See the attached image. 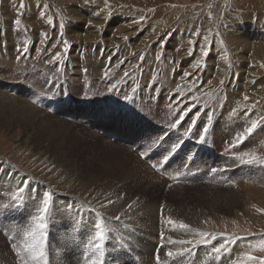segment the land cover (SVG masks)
Returning a JSON list of instances; mask_svg holds the SVG:
<instances>
[{"label":"rangeland","instance_id":"374dc122","mask_svg":"<svg viewBox=\"0 0 264 264\" xmlns=\"http://www.w3.org/2000/svg\"><path fill=\"white\" fill-rule=\"evenodd\" d=\"M20 2L21 0H0V49H8L13 55L17 52L15 60L31 63L33 88L39 97L26 89L29 81L25 79L21 80L22 86L8 93L35 98L42 113L38 128L44 129L45 122H49L47 119H51L54 124L50 126L55 129H50L54 133H50L47 140L40 136L38 141H34L29 140L30 132L20 128L18 132L16 126L13 128L15 122H11L12 120L9 123L0 122V125L5 126H0V176L8 180L6 186L0 182V264L5 257L9 262L7 264H13L22 256L27 259L26 238L22 229L32 224L29 217L33 215L30 212L32 206L24 202L19 208L10 207V191L27 179L30 184L26 193H23L24 197L27 194H31V197L35 195L33 198H37L40 203L47 191L52 194L53 205L60 204L66 213L74 214L78 210L76 204L84 207L82 200L74 201V197L70 196L84 190L79 181H89L93 175L95 179L101 174L103 176L109 165L116 164L115 159L120 160L123 155L120 156V149L137 156L145 164L146 171H150L157 179L160 177L158 184L167 190V194H162L168 201L181 204V208L185 206L188 211L194 209L203 213L201 224L208 227L211 236L221 234L232 238L252 239L250 247L241 249L244 251L243 257L244 253L250 252L257 258H264V251L254 247L264 237V188L251 180L239 181L243 179L237 174L242 166L238 157L243 156L246 150L240 149L231 156L228 151L219 148L215 150L211 145L213 141L219 144L222 139L243 133V130L236 131L234 125L228 123L231 117L240 116L246 126H250L252 120L259 121L264 117V95L262 99L252 94L248 96L251 90H256L254 86L258 82H264V61L259 68L261 75L253 76L254 80L253 77L248 78L253 87L249 92H244L238 89L237 84L241 73L245 74L242 66L244 61L239 58L243 52L240 51L247 45L241 41L239 50L232 51L230 47L233 41L240 39L251 40L260 45L252 46L251 51L244 55L246 57L264 48V11L258 12L260 9L264 10V0H107V3L105 0H23L24 8L19 7ZM16 19L21 21L19 26L14 24ZM61 23L64 25L63 29L60 27ZM8 31L14 35L11 36ZM65 41L68 42L67 49ZM205 51L207 56L204 55ZM251 59L252 63L254 58ZM248 66L251 69V66L258 67L259 63L253 61ZM184 73L189 75L185 76ZM4 80L0 84L5 92L13 81L8 77ZM261 85L264 89V83ZM79 88L83 90L80 92ZM125 95L131 99L126 101ZM166 98L170 101L167 103L169 106L164 101ZM44 101L50 103V108H41ZM184 111L189 113L185 115L184 122L176 129L170 128L169 125L184 114ZM208 115L212 116L209 134L205 142L200 143V130L208 122ZM193 119L196 120L195 127L192 134L186 137L183 133ZM258 127L264 128V124ZM16 132L18 141L11 138ZM83 132L85 136L82 135ZM258 132L257 129L254 130L249 138L259 139ZM62 133L69 138L78 136L79 140L78 144L69 148L71 143L67 142L68 138L64 139L63 145L68 144L63 149L65 153L60 149L55 150V143L60 142L57 137H61ZM27 136L30 138L27 139ZM159 138H163L161 142L149 147L153 140ZM245 140L247 141L246 138ZM178 142L182 144L181 147L171 153V146ZM261 143L262 141L259 144L254 142L249 153L258 155ZM233 144V139L232 142L227 140L224 147L232 150ZM191 146L199 151L216 152L218 160L212 169L223 171L213 172L216 175L213 180L191 179L181 181L177 186H169L170 180H165L166 171L170 172L171 167L190 165L196 156V150ZM141 152L144 153L143 157ZM204 155L208 160L215 161L213 155ZM228 157L233 160L230 161L232 164ZM72 162L76 167H73ZM56 163H67L66 171L54 170L58 165ZM248 165L252 170L253 164ZM252 171L258 177V172L254 169ZM224 172L228 174L225 175ZM66 173H74L79 177L64 183L60 174ZM65 176L69 177L68 174ZM228 181H234V185ZM189 184L197 186L188 187ZM159 189L155 185L153 189H148L146 195L150 197L153 190ZM65 195L69 204L63 199ZM119 202L117 204L120 208L131 214L132 221L144 216L141 221L146 223L151 232L157 228L158 232L163 233L165 229L162 228L170 226L174 231L182 229L181 221L175 220L172 212L159 209L157 213L156 210L139 206L127 211L126 202ZM68 205L73 206L71 211L67 210ZM256 216L263 219L258 221ZM169 218L175 224H169ZM161 236L163 240L170 238L164 234ZM49 237V240L46 237V242L49 241L55 254L59 256V235L53 232ZM207 237L194 236L192 245L181 244L176 248L183 249L181 252L190 248L198 254H203V250L208 253V249L214 250L216 247L213 241L202 246L195 243ZM151 238L153 237L150 236L149 240ZM163 240L159 241V247L168 246ZM133 242L140 245L137 239ZM62 249L67 251L66 246H62ZM241 259L243 258L236 261ZM21 263H24L23 260ZM28 264L33 262L29 260ZM106 264L121 263L107 259Z\"/></svg>","mask_w":264,"mask_h":264},{"label":"bare ground","instance_id":"6f19581e","mask_svg":"<svg viewBox=\"0 0 264 264\" xmlns=\"http://www.w3.org/2000/svg\"><path fill=\"white\" fill-rule=\"evenodd\" d=\"M252 2H254V1H252ZM262 11H264V10L260 9V11H258V12H262ZM249 15H251V14H249ZM9 27H10V29L12 28L11 26H9ZM128 32H129V30H128ZM9 33L11 36L14 35L13 33H11V31ZM19 35H20V33H19ZM17 37H19V36H17ZM172 40H174V39H172ZM241 41H244L247 45L244 49H242V51H240L243 53L239 55V58H241L244 61L242 66L244 67V70H245L244 72H245L246 76H245V74L241 73V78H240V81H238L237 86L239 87L238 89L244 90V92H246V91L249 92V89L251 87H253V84H249L248 78L252 79V77L255 75H261L259 68H260L261 63L264 61V48L259 49L258 53L254 52V53H251L249 55L250 57H246L244 55L247 52L251 51L252 46L255 47V46H260V45L254 44L253 42H251V40L249 41L247 39H245V40L240 39V41H233L231 43V45H230L231 50L232 51L236 50V49L239 50L240 45H242ZM6 42H7V40H6ZM12 48L14 49V47H12ZM118 49H120V47ZM8 51H9L8 49H4V50L0 49V81L6 79V77H8L10 79V81H13V82H12V84H11V82L9 83V84H11V86H7L5 92L2 91L3 89H1L2 87L0 84V122L1 123H3V122L9 123L10 120H12L11 122H15V124L13 125V128L16 126L15 129L18 132H19V128L25 129V131L30 132L29 136L31 138L27 136L28 137L27 139L30 138L29 140L38 141L40 136L47 140V138L51 136L50 133L51 134L54 133L52 130H50V129H55L53 126H50V125H53L54 123H52L51 119H47L49 122H47V121L45 122L44 125L46 127H44V129L38 128L39 127L38 122L40 120V116L42 115V113L39 111L40 107L38 106L37 100L35 98H31L30 96H27V95L15 96L11 93H8L11 91H15L18 87L22 86L21 80L25 79V80L29 81L26 89L29 90L32 95L39 97V96H37V94H35L34 88H33L34 75L32 72L31 63L30 64L21 63L20 61L15 60L14 55L17 52L14 53V51H13V53H14V55H13V54H10ZM181 54H182V50H181ZM179 57H183V56L180 55ZM251 58H254V60H253L254 62L259 63L258 67L251 66V69L249 68L248 65L253 64V61H252V63L250 61V60H252ZM194 60H193V62H194ZM214 60H215V58H214ZM214 60H212V61H214ZM212 61H210V62H212ZM195 62L197 63V61H195ZM145 71H147V70H145ZM145 75H147V74H145ZM148 80H149V77H148ZM253 80H254V77H253ZM253 80H252V82H253ZM4 82H5V80H4ZM257 82H258V80H257ZM258 83L259 84L254 86L256 88V90H251L250 91L251 93L248 94V96H250L252 94L256 98L262 99V95H264V89L262 88L261 84L264 82L262 81L261 83L260 82H258ZM79 89H81V88H79ZM82 90L83 89H81L79 91L81 92ZM173 90H175V89H173ZM169 92H170V90H169ZM93 97H94V95H92V98ZM173 100H175V99H173ZM164 101L165 102L167 101L166 104L168 102H170L167 98ZM249 101H250V99H249ZM44 102L45 103L42 105L41 108H50L49 107L50 103H47V101H44ZM177 103H178V101H177ZM251 103H253V101ZM90 104H91V102H90ZM162 106H164V105H162ZM167 106H169V105L167 104ZM114 109H115V107H114ZM254 109L256 110L257 108H254ZM56 123H59V122H56ZM228 123H230V124L232 123L234 125V127L233 126H231V127L236 129V131L243 130V132H244V130L247 127H249V126L245 125V123L242 121V118L240 116L231 117V119L228 120ZM127 125H128V123H127ZM0 126L3 127L4 125H0ZM33 130H34V132H32ZM257 130L259 131L258 136L256 133H255V136H257L259 139H256V138L254 139L251 137L249 138V136H247L246 137L247 141L244 139V141L242 143L235 144V146H233L232 150L225 148L224 145H225V141H227V140L232 142V139H233V143H234L235 142V135H232V137L225 138L226 140L222 139L220 141V143L218 142L219 144H217V142L213 141V144H211V145L215 147V150H217V148H219L221 150L228 151L229 155L234 156L235 152H237L240 149H242L244 151L246 150L245 152L249 153L251 145L254 142H257L259 144V141H262V143L259 145L261 147V151L257 155V157L262 158V157H264V151H263L264 150V137H263L264 128L258 127ZM79 133H81V132H79ZM64 135L65 134L62 133L61 137H57V139H60V142L55 143L56 144L55 150L60 149V150H62V152L65 153V151L63 149L66 146H68V144L63 145L64 139L68 138L67 142L71 143L69 148H71L73 145L78 144L79 140L77 138L78 136L77 137L72 136L71 138H69V137H65ZM82 135L85 136L86 135L85 132H83ZM16 137H18L17 132H16V134H12L11 138L13 140L14 138L17 139ZM86 138L88 139L89 137L87 136ZM17 141H18V139H17ZM103 145H104V143H103ZM191 147H192V149L196 150L195 146H191ZM119 151L121 152L120 156H121V154H123L120 157V160L118 161L117 159H115L114 161L116 162V164H114L113 166L109 165L108 168L104 170V171H106V173L103 176L101 174V176H99V177L97 176L98 178L95 179L94 175H93V177H91L89 179V181H85V180L79 181L80 183H82L80 185L83 187L84 190H82V192L80 194L75 192V193L70 195L71 197H74V199H75L74 201H77V200L81 201L82 200L84 202L85 208L83 206H81L80 204H76L78 207V210L76 211V213L69 215V212L66 213L62 209L60 204H58L57 206L53 205V218H52V220L49 221L48 228H47V236H48V240H49V238H50L49 236L53 232H55L59 235V245L61 248V251H60L61 253L59 254V256L57 254H55L56 251L54 252V250L52 249V247L49 244V241L46 242L44 250L46 253L48 264H89V258L92 256V252L88 248V241L92 237V235L94 234L92 225L96 221V215L93 212L88 210L90 208L95 209L97 212L100 213L101 216L106 218L104 223L107 225V228L110 229V231L107 234L105 244H104V248H105L104 259H105V261L107 259H112V260H115L121 264H145V263L146 264H151V263H153V264H234V262L238 258L239 259L243 258L242 252H244L243 250L247 249L248 246L249 247L251 246L252 239L236 238V237H235V239H232V236L230 237V236L221 235V234L219 236H216V235L211 236L212 233L208 232V227H206L204 225V223L201 224V220L204 217L203 213H200L194 209H192L191 211H188L187 209H185V206L181 208V204H174L172 201H168V199H166V196L162 194V192L166 193L167 190L165 188H163L160 184H158V183H160V180H161L160 177H158V179H157V177L152 175V173H150V171H146L144 169L145 164L142 163L143 161L140 162L139 158L137 156L129 154L130 152L125 153L124 149H120ZM204 153H208L210 155H213L215 161L208 160L206 155H204ZM195 154H196L195 159L190 163V165L185 166V167L184 166H178L176 168L171 167V169H170L171 173L166 171L165 180L167 182L170 180L168 183L169 186H171V187L177 186L181 181H184V180H191V179H195V180L198 179L199 180V178L200 179L201 178H204V179L211 178V180H213L216 177V175H214L213 171H212L213 164L216 162V160H218V155L216 154V152L209 151V150H200L199 151L197 149ZM113 158H116V157H113ZM230 158H232V157H230ZM228 159H229V157H228ZM230 161L233 162V160L229 159V163L232 164ZM73 162H74V160H73ZM56 164H58V165H56V166L54 165L55 166L54 170H57V169L61 170L62 169L61 171H66L65 165L67 163H56ZM246 164H242V163L240 164L242 166L240 169H238L237 174L243 180H239V181L240 182H244V181L249 182L251 180L254 183H257V185L263 186V188H264V165L262 163H258V162L252 163L253 164L252 167H253L254 171L256 170L258 172V177H256L252 171L253 169L252 170L250 169L251 166H249L248 164L246 165ZM72 165H73V167H76L75 163H73ZM197 165L200 167H197ZM132 166H134V168H132ZM99 168H101V167H99ZM102 169H104V168H102ZM199 169H201V170H199ZM218 170H220V169H218ZM66 174H68L69 177H66L65 176ZM66 174L65 175L60 174V177L62 176V178L65 180V181L63 180L64 183L65 182L68 183V180L69 181L74 180L73 178H76V176H78V175H75L74 173H73V175H71L69 173H66ZM224 174L226 175V174H228V172H224ZM238 176H237V178H238ZM76 180H77V178H76ZM0 182H2L3 186H6L8 180L6 177L0 176ZM228 182H229V184H232L234 181H232V182L228 181ZM208 184H210V183H208ZM155 185L156 186L158 185L160 187V189L159 190H153L151 196L150 197L147 196L146 193H147L148 189H153ZM233 185H234V183H233ZM193 186H197V185L189 184L188 187H193ZM226 186L228 187L227 184H226ZM220 187H221V185H220ZM176 189H177V187H176ZM235 191H237V189H235ZM113 192L116 194H113ZM5 193H8V192H5ZM30 195L29 196H28V194L26 195L24 202L27 204H30L32 206L30 212L34 215L36 213V209H37L36 204L38 203V199L33 198L35 195L33 197H31L32 195L31 196ZM63 199L67 202V204L70 203V201L66 198V195H65V197L63 196ZM108 201H112V203H108ZM119 201L126 202L125 205L132 204V207H138L139 206L142 208H147V209L149 208L153 211L156 210L155 212H157V213H158L159 209H163L165 212H168V213L172 212L174 214L173 217L175 220L181 221V223L188 225L189 228L186 230L182 228L179 231H176V230L174 231L173 229H171V226H170V228H168V227L162 228V230L165 229L163 233L158 232L157 228H155V230L153 229V231L151 232V229L146 227L147 226L146 223L144 221H141V219L144 216L141 219L139 218L140 220H137L138 218L137 219L134 218L136 220L132 221L133 218H130L131 214H129V213L127 214V212L123 208H120L121 206L117 204V202H119ZM262 202L264 203V201H262ZM40 204H41V202L38 203V206H40ZM101 205H107V207H101ZM6 208H7V206H6ZM127 211H128V208H127ZM120 213H125V214L123 215V217L119 221L112 219L113 216H116ZM150 214H151V212H150ZM136 215H137V213H136ZM139 215H141V213ZM29 217H31V216H29ZM9 218H12V217H9ZM255 218L258 221H261L263 219V218L262 219L258 218V216H256ZM18 220H20V219H18ZM155 220H156V218H155ZM78 221H82V222L77 224L76 222H78ZM262 222H264V219L262 220ZM177 224L179 225V223H177ZM142 227H144V228L141 229ZM23 228H25V227H23ZM129 231H134V233H130ZM200 232L211 234L210 236H208L206 238L208 240V243H206V245L210 244L212 241L214 242V245L216 246L214 248L219 247L221 244H225L227 251H221V253L216 254L214 252V250L208 249V253H205L206 251L203 250V254H198L196 250H193V249L190 250V248H189L190 251L185 253L183 256H175L173 258H169L166 256V253L168 251H173V252L183 251V249H180L178 247L176 248V246L181 245V243H179V241H192L193 237L197 236V235L199 236ZM0 234L2 235V233H0ZM161 234H164L170 238H173L174 240H172V241H174V243H170L168 240L169 238L163 240V236H161ZM3 236H4V234H3ZM150 236L154 238V241H153V238H151L152 240H149ZM0 239H1V237H0ZM136 239L140 242V245H136L133 242ZM155 240H158V242H156ZM160 240H163L164 244L168 243V246H162L160 248L158 246V244H160V242H159ZM163 241L161 243H163ZM200 245L202 246V244H200ZM62 246H66L67 251H64L62 249ZM140 247H142L143 249ZM197 247H198V244H197ZM241 249H243V250H241ZM12 250H13V248H12ZM2 251H3V249H2ZM10 251H11V249H10ZM5 254L7 255L6 252H5ZM10 254L11 253L9 252V255ZM157 254L159 255V260H157V258H156ZM18 256L19 255H17V257ZM114 257H115V259H114ZM9 259H11V258H9ZM12 260L14 261V259H12ZM2 262L3 263H1V264H4V262L7 264V262H8L7 257H5L4 261H2ZM13 264H22L21 259L19 260L17 258L15 260V262H13Z\"/></svg>","mask_w":264,"mask_h":264},{"label":"snow or ice","instance_id":"6c2138e0","mask_svg":"<svg viewBox=\"0 0 264 264\" xmlns=\"http://www.w3.org/2000/svg\"><path fill=\"white\" fill-rule=\"evenodd\" d=\"M105 3H107V0H105ZM20 8H24L25 5L23 3V0H21L20 4H19ZM18 15H21V13H17ZM14 24L19 26L21 24L20 19H16L14 21ZM61 29H63L64 25L63 23H61L60 25ZM206 39V38H205ZM65 49H67L68 47V42L65 41ZM204 55L207 56L208 53L207 51L204 52ZM57 58H59V56L57 55ZM159 59V57H157ZM141 59H143V57H141ZM199 64V62H197ZM125 75L127 76L128 74L125 73ZM185 76L189 75L188 73H184ZM223 83V81L221 82ZM124 99L130 100L131 97L125 95ZM245 99H247V97H245ZM188 111H191V109H188ZM234 114V113H233ZM185 115H187V113L185 112L182 115H179L178 118L175 120L174 123H171L169 125L170 128L172 129H176L178 128V126H180L183 122H184V117ZM197 119L199 118V114H197ZM208 122L204 125V127L202 128V130H200V134H199V142L203 143L206 140L207 135L209 134V124L212 121V116L208 115L207 117ZM195 123L196 120L193 119L192 123L185 129L183 135L184 136H190L192 134V129L195 127ZM264 124V117L261 118V120H252L251 121V125L249 127H247L243 133L238 134L235 137V144H239L242 143L244 141V139L247 136H250L254 130H256L258 128V126ZM163 138H159L157 140H153L152 144L149 145V147H152L153 144H157L159 142H161ZM181 143H176L173 144L171 146L170 152L171 153H175L180 147H181ZM141 156H144V153L141 152ZM244 157H248V159H245ZM165 159H167V157H165ZM238 159L240 160L241 163H247V164H251L254 162H258V163H264V158H260L257 157V155L253 152V153H244L243 156L238 157ZM153 167L155 168L156 165H153ZM223 170V169H220ZM213 172L218 171V169H212ZM30 184V181H28L27 179H24L21 181V184L18 185L15 190L10 191V195L8 197V199L11 201V204L9 205L10 207H15V208H19L23 205L25 197L23 195V193H25L26 189H28V186ZM0 199H2V197H0ZM108 203H112V201H108ZM72 205H68L67 206V210L71 211L72 209ZM101 207H107V205H101ZM132 204H128L127 208L131 209ZM89 211L93 212L96 215V221L93 223L92 228H93V235L92 237L89 239L88 241V248L91 250L92 252V256L89 258V264H106V261L104 259L105 257V248H104V244H105V240L107 237L108 232L110 231V229L107 228V225L104 223L105 221V217L101 216L99 212H97L95 209H88ZM125 213H120L116 216H113L112 219L119 221L121 219V217L124 215ZM53 218V204H52V194L49 192H44L43 197H42V201L40 206L36 209V213L34 215L31 216V220H32V224L30 226H28L23 230V234L26 238V246H25V251L27 253V259H25V257H20L21 260L24 261V264H28V261H32L33 264H48L47 261V257H46V253H45V245H46V237H47V228H48V224L49 221L52 220ZM82 221H78L76 222L77 224L81 223ZM169 224H174L175 221H173L171 218H169L168 220ZM180 227L183 229H188L189 226L186 224L181 223ZM199 235L201 237H207L211 234L209 233H203L200 232ZM28 238H30V242H28ZM232 239H235V237H233ZM169 242L170 243H174V241L171 240V238H169ZM179 243L181 244H192V241H179ZM196 243L199 244H206L208 243L207 239H201L199 241H197ZM163 245H161L160 247H162ZM255 248H258L260 251H264V237H261L259 240V243L257 245L254 246ZM190 251L189 249H185V252ZM221 251H227V248L225 246V244H221L219 247L214 248V252L216 254L221 253ZM185 252H173V251H168L166 253V256L169 258H173L175 256H183L185 254ZM157 260H159V255L157 254ZM115 259V257H114ZM234 264H264V258H257L255 256H253L250 252H246L244 253V257L241 260L235 261Z\"/></svg>","mask_w":264,"mask_h":264}]
</instances>
